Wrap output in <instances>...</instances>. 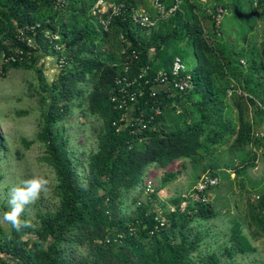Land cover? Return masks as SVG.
Wrapping results in <instances>:
<instances>
[{"label":"trees","instance_id":"16d2710c","mask_svg":"<svg viewBox=\"0 0 264 264\" xmlns=\"http://www.w3.org/2000/svg\"><path fill=\"white\" fill-rule=\"evenodd\" d=\"M96 1L67 0L65 8L57 9L51 0H0V51L22 45L18 29L37 24L40 30L59 33L63 45L60 52L53 51L42 43L40 32L41 50L26 48L30 59L6 66L0 78L12 69L34 70L43 52L64 59L58 77L43 87L47 95L41 94L35 138L22 140L26 150L36 143L43 147L38 161L54 175L57 202L53 208L39 209L35 220H30L32 226L20 232L0 227V264H230L238 255L253 251L236 223L230 245L223 251L203 252L201 233L193 235L190 227L195 220L219 216L210 201H193L184 211L178 204L173 212H159L153 202L177 178L180 171H170L175 162L197 167L215 156L212 146L228 145L231 159L240 160L235 181L245 191L237 180L248 176L258 157L256 149L264 147L249 119L252 108L257 115L264 113V42L259 51H250L245 70L241 63V57H247L245 50L236 56L234 47L216 34L215 7L223 5L228 12L226 1L160 0L168 9L180 2L174 17L151 29L134 24L128 16L119 17L108 31L92 13ZM115 1L129 9L145 2ZM256 1L264 8V0ZM148 9L156 15L155 9ZM124 41L130 43L125 53ZM176 56L192 64L188 68L193 90L151 96L152 83L146 81L160 70L169 71ZM146 66L150 74L128 88H142L144 95L127 122V108L113 101L122 96L116 81L124 76L132 80ZM233 80L248 97H228ZM76 109L94 119L96 148L88 154L78 153L65 128ZM3 149L0 139V152ZM150 170L166 171L162 186L152 193L147 191L148 182L154 181ZM208 175L218 177L213 172ZM253 189L256 198L248 196L247 225L264 236V184ZM208 192L203 196L208 197ZM160 213L165 225L157 229Z\"/></svg>","mask_w":264,"mask_h":264},{"label":"rangeland","instance_id":"374dc122","mask_svg":"<svg viewBox=\"0 0 264 264\" xmlns=\"http://www.w3.org/2000/svg\"><path fill=\"white\" fill-rule=\"evenodd\" d=\"M201 1L204 4L207 3V0ZM152 4L153 0H145L139 6L151 8ZM227 4L228 12L221 25L224 37L220 38L234 47L236 56L245 50L247 57L244 55L241 60L246 61L244 69L247 70L249 66L247 58H250V51H259L264 42V8L258 4L254 7L252 0H230ZM253 8L255 13L252 17ZM188 52L189 61L193 64L194 58L190 55L191 52ZM150 56L153 57V52ZM190 62L188 67L192 65ZM59 73L60 68L55 58L43 52L34 70L12 69L5 79L0 78V139L4 145V149L0 152V213L9 210L8 190L20 180L29 179L34 175H43L49 179L50 183L49 190L42 193L31 206L32 210L27 215L28 219L35 220L39 209L53 208L57 202L54 175L48 167L38 161L43 147L36 143L26 150L22 140L35 138L41 121V94L47 95L43 87L45 84L50 86ZM19 113L26 114L19 116ZM80 113L81 110L76 109L73 117L65 122V128L71 137V145L78 153L88 154L96 148V138L93 134L95 123L93 118H85ZM249 113L255 132L264 133V113L261 116L257 115L255 108L250 109ZM131 120V116L128 115V121ZM227 149L228 145L212 146L211 151H214L215 156L205 159L197 167L190 162H175L170 167V171L180 172L174 181L162 188L157 200L153 202V207L159 212H173L179 204L178 207L184 211L188 204L195 201L196 187L201 178L212 172L215 173L220 180V185L210 193L208 192L207 198L220 214L209 221L195 220L190 227L193 235L201 233L203 252L223 251L226 245L231 244L230 237L235 224L240 223L243 234L254 250L238 255L230 264H264V236H259L255 229H250L246 220L248 196L254 200L256 196L253 195V188L264 184V147L256 149L258 157L255 167L248 169V176H239L237 180L243 183L245 191H242L241 186L239 188L235 181V166L240 160L231 159ZM210 165H214V169L209 172ZM80 171L83 173V167ZM165 173V170H150L149 174L154 180V190L162 186ZM247 191H250L252 195ZM143 201H146V197ZM0 227L8 231L11 226L0 223Z\"/></svg>","mask_w":264,"mask_h":264},{"label":"built area","instance_id":"2783aa9c","mask_svg":"<svg viewBox=\"0 0 264 264\" xmlns=\"http://www.w3.org/2000/svg\"><path fill=\"white\" fill-rule=\"evenodd\" d=\"M55 8L63 9L67 5V0H51ZM227 1V0H223ZM258 2L254 0V6H257ZM153 9L156 11V15L153 16L150 13L148 8L142 7H132L128 8L124 3H119L115 0H97L95 6L93 8V15L99 17V21L104 28V31H108L112 21L115 18L128 16L130 17L134 24L151 29L156 27V25L161 22L168 20L175 16V14L180 9V2L177 1L171 8H167L165 5L161 3L160 0H153ZM208 13L211 14V10H208ZM227 14V9L223 5H216L215 7V23H216V34L217 37H222L221 25L225 15ZM41 25H28L18 29L17 39L22 44L11 50H1L0 51V74H5V67L10 64L22 63L26 60L30 59V52H27L26 48L41 50L37 42V36L40 32L42 43L49 45L50 49L55 52H60L63 49V45L60 43L61 36L59 33L53 32L50 29L40 30ZM123 38V36H122ZM125 42V41H124ZM126 45L124 47L123 53L126 52V49L130 47V43L125 42ZM8 46L9 43L5 42ZM41 52V51H40ZM135 58H137L138 54L133 52ZM57 62V66L61 69L64 65L63 58L55 57ZM242 65L246 66V61L241 60ZM128 68L126 69V72ZM151 68L150 66H146L140 70L138 77L136 76L134 79L129 80L127 76L123 78H118L116 84L120 86L119 93L122 94L120 99L118 97H114L113 101L119 103L120 108H127L128 112L126 115V119L128 122V115L131 116L134 109V105L138 103L139 98L144 95V91L142 88H138L137 91L128 90L129 87L135 85L139 79H143L144 77L150 74ZM152 83V94L151 96L155 97L158 94L165 93L169 96H175L176 94L187 93L194 88L193 76L188 68V65L183 60L182 57L176 56L173 61L169 71L160 70L156 74H153L151 80H147L146 83ZM227 95L229 98H232L234 95L248 97V94L245 93L242 87L233 80V85L228 89ZM131 111V112H130ZM142 122V119H138ZM257 137H261L264 140V133H257ZM220 185V180L216 176L212 175H204L196 187V194L194 195L195 201L198 202H208V198L203 196L206 192L211 189H214ZM148 193H152L154 191V183L153 181L148 182L147 187ZM160 221L159 227H163L165 225V218L161 216L158 218Z\"/></svg>","mask_w":264,"mask_h":264},{"label":"clouds","instance_id":"9594fccd","mask_svg":"<svg viewBox=\"0 0 264 264\" xmlns=\"http://www.w3.org/2000/svg\"><path fill=\"white\" fill-rule=\"evenodd\" d=\"M49 179L43 175H34L29 179L20 180L7 192L9 210L0 213V223H6L16 232L31 227L29 219L21 217L31 213V206L41 194L49 190Z\"/></svg>","mask_w":264,"mask_h":264},{"label":"crops","instance_id":"0c3cea01","mask_svg":"<svg viewBox=\"0 0 264 264\" xmlns=\"http://www.w3.org/2000/svg\"><path fill=\"white\" fill-rule=\"evenodd\" d=\"M230 0H228V1H226V2H229ZM255 7V6H254ZM254 13H255V11H254V8H253V10H252V13H251V16L253 17L254 16ZM222 37H224L223 35H222ZM41 55H43V54H41ZM42 58V57H41ZM54 58V57H53Z\"/></svg>","mask_w":264,"mask_h":264}]
</instances>
